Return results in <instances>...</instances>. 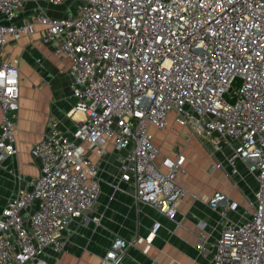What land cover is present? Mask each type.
I'll use <instances>...</instances> for the list:
<instances>
[{"label": "built area", "instance_id": "obj_1", "mask_svg": "<svg viewBox=\"0 0 264 264\" xmlns=\"http://www.w3.org/2000/svg\"><path fill=\"white\" fill-rule=\"evenodd\" d=\"M24 31L52 47L70 76L69 114L83 118L72 136L52 119L32 145L41 172L0 213V264H47V247H66L74 219L96 209L110 146L135 201L175 219L186 154L173 147L158 161L151 128L178 126L214 152L228 145L231 173L244 163L258 181L251 217L223 226L212 264H264V0H0V161L18 153L19 61L7 45ZM209 203L223 215L239 207L220 190ZM159 228L145 239L115 235L99 264H122ZM205 242L203 233L198 248Z\"/></svg>", "mask_w": 264, "mask_h": 264}, {"label": "crops", "instance_id": "obj_2", "mask_svg": "<svg viewBox=\"0 0 264 264\" xmlns=\"http://www.w3.org/2000/svg\"><path fill=\"white\" fill-rule=\"evenodd\" d=\"M7 49L19 61L20 108L16 131L18 153L0 161V213L17 191L26 188L32 177L40 175L42 161L33 153L32 145L48 133L51 120H58L60 128L72 136L83 118L80 112L69 114L75 102L69 87L70 76L61 71L60 59L51 46L40 40L39 32L30 35L24 31ZM2 116L0 107V134ZM151 132L162 151L158 161L163 152L172 153L177 143L186 154L184 171L177 178L186 190L177 217L171 219L156 207L135 201L133 184L120 179L119 152L110 146L100 158L101 192L95 211L86 218L74 219L73 235L64 249L57 251L52 246L45 249L41 257L47 264H99L115 235L130 240L145 239L151 235L155 222L160 223V228L153 235L151 245L146 240L136 241L122 264H212L213 244L223 226L248 219V215L232 212L223 215L209 203L214 192L220 190L238 203L243 197L249 198L252 205L258 189L256 177L249 188L245 186V172H251L244 163L238 165V175L224 166L231 151L228 145L221 152H211L181 126L169 133L152 127ZM236 189L243 196H236ZM95 216L100 217L99 223L93 219ZM203 233L207 251L198 248Z\"/></svg>", "mask_w": 264, "mask_h": 264}, {"label": "rangeland", "instance_id": "obj_3", "mask_svg": "<svg viewBox=\"0 0 264 264\" xmlns=\"http://www.w3.org/2000/svg\"><path fill=\"white\" fill-rule=\"evenodd\" d=\"M68 5L67 4H65V5H62V6H60V7H58V8H54V7H50L49 8V11H50V13L51 14H53V15H60V14H62L64 11H65V9H66V7H67ZM197 138H199L200 139V141L203 143V145L206 147V149L207 150H210L211 152H212V148L210 147V146H208V144H206L204 141H202V139L200 138V137H198V136H196ZM175 145H177V147H181V146H179V144L177 143V144H175ZM223 150V149H222ZM221 150V151H222ZM221 151H219V152H221ZM163 154H167L166 152H163ZM118 156V155H117ZM228 156V155H227ZM115 159H116V157H115ZM223 165H224V163H223ZM225 167L227 166L228 167V165L225 163V165H224ZM223 166V167H224ZM230 169V168H229ZM117 170H118V167H117ZM107 171H109L108 169H107ZM226 171L228 172V170L226 169ZM244 170L243 169H241V172H243ZM245 172V171H244ZM243 172V173H244ZM238 174H239V172H238ZM237 174V175H238ZM245 174H246V179H245V186L247 185L248 186V188L252 185L251 183H252V181H253V179L255 178V176H254V174L253 173H246L245 172ZM230 182L232 183V185H234V182L232 181V180H230ZM235 187H237L236 185H234ZM246 186V187H247ZM236 191H237V193L235 194L236 196H238V195H240V196H243L242 194H241V191L240 190H238V189H236ZM254 199H252L251 201H253ZM230 212H232V214L233 213H237V214H242V215H248V219L251 217V215H252V205H251V203H250V200H249V198H241L240 199V201H239V207H238V209L237 210H232V211H230ZM247 219V220H248Z\"/></svg>", "mask_w": 264, "mask_h": 264}]
</instances>
